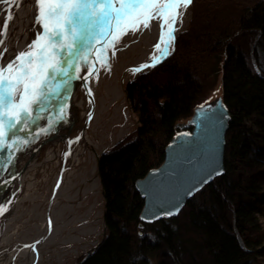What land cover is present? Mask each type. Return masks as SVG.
Masks as SVG:
<instances>
[{"label":"trees","instance_id":"16d2710c","mask_svg":"<svg viewBox=\"0 0 264 264\" xmlns=\"http://www.w3.org/2000/svg\"><path fill=\"white\" fill-rule=\"evenodd\" d=\"M197 6L170 54L127 85L139 123L100 157L105 233L79 264H264V0ZM204 56L213 78L221 72L230 113L224 172L176 215L143 222L134 181L162 161L175 123L204 100V75L195 68Z\"/></svg>","mask_w":264,"mask_h":264},{"label":"bare ground","instance_id":"6f19581e","mask_svg":"<svg viewBox=\"0 0 264 264\" xmlns=\"http://www.w3.org/2000/svg\"><path fill=\"white\" fill-rule=\"evenodd\" d=\"M185 11L183 10L182 23ZM9 13L13 18L8 21L4 43L0 45V66H6L18 54L27 51L43 32L41 25L35 23V17L38 15L36 0L0 2V31H3L2 25ZM159 24V21L152 20L148 29L141 26L139 31L123 35L124 42L119 46L117 43L115 45V56L111 55L113 49L108 48L110 70L96 62L95 50L104 47V38H98L99 43L93 41L88 60L90 64L95 63L99 69L98 75L90 77L86 82L83 79L70 81L66 86L67 108L63 118H60L62 114L59 112V100H53L47 110L40 113L42 118L36 120L30 129L14 130L10 133L8 143L14 140L29 142L0 151V207L7 208V211L0 215V264H46L51 258L43 260V254L47 253L51 243L55 245L56 241L60 240L55 234L60 236L61 229L67 226L68 221L75 222L76 218L87 220L89 209L78 216L76 211L82 204L87 203L83 199L88 193L95 189L97 192L98 182L95 176L100 141L97 136L104 137L108 126V120L102 121L101 118L104 112L112 113L110 105L121 97V89L124 91L121 83L123 79L119 83L114 76L117 58L128 52L133 55V63L138 65L140 61L151 57L154 49L156 50L155 45L160 42ZM180 26L181 22L177 21L175 33L179 31ZM120 28L116 30V35H119L117 32ZM164 31L167 39V29ZM108 39L113 38L109 36ZM36 52L39 53V48ZM156 53L157 51L154 54ZM77 63L81 64V71L75 73L70 70V76H87L84 62L78 60ZM7 75L12 78L15 73ZM59 82L58 78L53 83ZM88 89H91V95ZM61 95L65 93L62 92ZM114 106V113L117 115L119 107ZM49 124L52 126L47 133L42 134L43 137L41 134L37 135L42 128L49 127ZM96 127L100 130L97 131ZM12 151L15 153L9 163L7 158ZM89 160H92V165L87 172L85 164ZM90 175L93 178H89ZM40 183L45 184L43 188H40ZM78 192L80 194H77ZM45 211L51 216H43L42 219L41 215ZM96 226L86 222L79 228L71 226L67 237L61 239L79 243L82 238L80 234L96 232ZM71 230L77 231L71 233ZM96 242V239L89 242L82 239L80 247L87 250Z\"/></svg>","mask_w":264,"mask_h":264},{"label":"snow or ice","instance_id":"6c2138e0","mask_svg":"<svg viewBox=\"0 0 264 264\" xmlns=\"http://www.w3.org/2000/svg\"><path fill=\"white\" fill-rule=\"evenodd\" d=\"M192 2L193 0H36L38 15L35 23L41 25L42 34L27 51L18 54L6 66H0V151L13 149L16 144H27L28 140L8 143L10 133L30 129L36 120L42 118L40 113L46 111L53 100H59V112L62 114L60 118H63L67 108L66 86L70 81L83 79L86 82L90 77L98 75L99 69L88 60L93 41L99 43L98 38H104V47L95 50L96 62L110 70L107 49L112 48L111 55L115 56L114 49L120 36L128 32L135 33L141 26L148 29L150 22L157 20L161 31L160 42L155 48L160 54L154 55L150 64H142L132 71L138 73L144 68L155 67L170 54L177 21L182 23L183 10ZM12 18L9 13L2 25L0 45L4 43L8 21ZM122 25L126 26L116 35V30ZM109 36L113 39H108ZM42 41L46 43L42 44ZM38 48L39 53L36 52ZM78 60L84 62L87 76H70V70L75 73L81 71ZM8 73L15 75L9 78ZM58 78L60 82L54 84ZM62 92L65 95H61ZM88 92L91 95V89ZM51 126L49 124V127L42 128L37 135L47 133ZM12 159L13 157L8 158L9 163ZM6 211V207H0V215Z\"/></svg>","mask_w":264,"mask_h":264},{"label":"water","instance_id":"95a60500","mask_svg":"<svg viewBox=\"0 0 264 264\" xmlns=\"http://www.w3.org/2000/svg\"><path fill=\"white\" fill-rule=\"evenodd\" d=\"M229 119V110L220 95L197 104L184 122L175 123L177 130L164 147L161 163L134 181L143 199L141 221L176 215L195 192L224 172ZM89 254L87 251L76 264Z\"/></svg>","mask_w":264,"mask_h":264},{"label":"rangeland","instance_id":"374dc122","mask_svg":"<svg viewBox=\"0 0 264 264\" xmlns=\"http://www.w3.org/2000/svg\"><path fill=\"white\" fill-rule=\"evenodd\" d=\"M208 0H194L193 4H191L185 11L184 14V21L183 23H181V26L179 27V31L177 33H175L174 35H180L181 33L188 31V29H190V23L193 20V18L195 17L196 13V9L198 8V3L201 2H205ZM221 1H228V0H221ZM232 2V0H229ZM225 20H219L218 23H224ZM226 23V21H225ZM125 26V25H124ZM124 26L122 25L120 30L117 32L118 34H120L121 31H123ZM112 37V36H111ZM113 38V37H112ZM157 41V40H156ZM124 42L123 40V35L120 36L119 42L117 43V45L119 46L120 43ZM192 46H189V50L187 51L188 54L189 52L191 53H196V51H194L195 49H193ZM154 51L156 52L157 50L154 49ZM153 52L152 56L149 57L148 59H144L142 61H140L141 63L138 65H135L133 62H135V60H131L132 56L131 53L129 54L128 52L125 53V55H120L117 58V70L114 76H116L117 81H121V79H123L121 81L122 83V87L124 88L121 89V91L123 92L121 97L119 96V98L115 101V103L112 105H110V111L113 113L108 114L107 112H104L101 120H108V126L106 127V134L104 135V137L100 138L97 136V140L99 141L98 144V161H96L97 163V168H96V176L97 177V182H98V187H97V192L96 189L91 191V193H88L86 195V198L83 199V201L86 200V204H82L76 211V213L78 212V215H82L84 214V212L87 211V209H89V213L86 216L87 220L82 221V219H78L76 218L75 222L69 223L70 221H68L67 226L63 227L62 233L60 236L56 235L57 240L56 243L54 245V243L50 244V246L47 249V253L43 254V260H49V258H51L48 262H46V264H76L78 261H80L83 256L86 254L87 251H92L97 244L101 241V239L104 236L105 233V224L103 222V216H104V209H105V197L102 194V187H101V182H100V178H99V160L100 157L108 152L109 150H111L112 148H114L116 145H118L121 141L129 138L130 136H133L135 129L138 126L139 123V118L137 116V114L134 112L131 102L129 100L128 97V93H127V85L129 84V82L133 81L138 74L148 70L149 68H144L141 72L138 73H134L132 71V69L139 67L142 64H149L152 61V57L155 55ZM170 52V49H169ZM160 53L157 51L156 55H159ZM203 61H205L206 63L203 64L200 62H195V68L199 69V71L202 72L203 79L204 82H202V86H203V92L201 93L200 98H204V101L210 100L212 98H215L217 96H222V82H221V72L219 71L215 78H213L212 73L210 72V67H209V62L208 61V57L204 56L203 57ZM198 71V70H197ZM158 75V74H156ZM199 98V99H200ZM198 99V100H199ZM200 102V103H202ZM199 104V103H198ZM117 106L118 105V111H117V115H115V110L113 108V106ZM197 105V104H196ZM195 105V106H196ZM114 106V107H115ZM193 106V108L195 107ZM192 108V111H193ZM192 113V112H191ZM191 115V114H190ZM110 118V119H108ZM187 118V117H186ZM186 118H182L179 120V122H184ZM103 123V122H102ZM97 131H99V128H95ZM177 129V128H176ZM102 130V129H101ZM103 131V130H102ZM42 135V134H41ZM40 135V136H41ZM174 135V134H173ZM43 137V135L41 136ZM225 139H226V133H225ZM164 151V150H163ZM161 163V162H160ZM160 163H158L156 166H158ZM92 165V160L86 161L85 164V168L88 171H90V167ZM154 166V167H156ZM86 172V173H87ZM89 178L92 177V175L88 176ZM93 178V177H92ZM45 184L40 183V188H43ZM71 189L74 190V187H72ZM72 190V191H73ZM196 193V192H195ZM77 194H80L79 192ZM43 216L48 217L51 216V214L47 211H45V213L43 215H41V218L43 219ZM260 221H261V225L264 227V206H263V212L260 215ZM86 224H91L94 225L96 224V232H92V233H81V237L80 238V242L78 243L77 241H73V240H68V241H62L61 238H66L67 237V233L70 231L71 226H75L76 228H79V226L82 223ZM71 233H76L77 230H71ZM27 238V237H26ZM82 239L89 242L90 240H94L96 239L97 242L95 245H93L92 248H88L86 249H82L81 245H82ZM81 246V247H80ZM262 249V253H264V245L260 248ZM264 256V255H263ZM263 258V257H262ZM264 259V258H263Z\"/></svg>","mask_w":264,"mask_h":264}]
</instances>
